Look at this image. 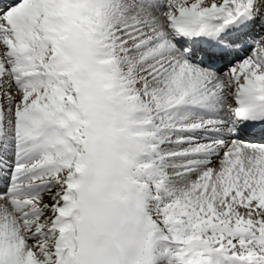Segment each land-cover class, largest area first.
<instances>
[{
  "label": "snow or ice",
  "instance_id": "obj_1",
  "mask_svg": "<svg viewBox=\"0 0 264 264\" xmlns=\"http://www.w3.org/2000/svg\"><path fill=\"white\" fill-rule=\"evenodd\" d=\"M0 264H264V0H0Z\"/></svg>",
  "mask_w": 264,
  "mask_h": 264
}]
</instances>
